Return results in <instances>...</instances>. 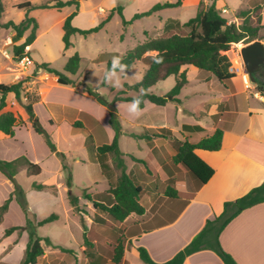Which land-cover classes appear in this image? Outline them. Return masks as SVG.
<instances>
[{
  "label": "crops",
  "instance_id": "crops-1",
  "mask_svg": "<svg viewBox=\"0 0 264 264\" xmlns=\"http://www.w3.org/2000/svg\"><path fill=\"white\" fill-rule=\"evenodd\" d=\"M176 1L101 0L99 9L94 14L100 20L96 25L85 26L81 25L78 19L88 13L85 5L90 0H86L80 3L79 10L72 19V25L80 29H89L97 26L110 14V19L99 30L101 31L107 28L111 18L117 15L120 9L123 17L128 21L125 24L128 27L126 29L132 27L134 21L142 18L151 19L148 21V27L143 28L139 36L136 44L138 45L147 38L161 36L165 32V26L172 21H175L173 22L176 25L175 29L178 24L186 22L178 17L169 16L167 13L169 9L190 7L197 13L201 2L206 5L214 2L219 10L226 8L230 12L226 0H181L179 6L161 8L149 16L132 20L135 14L145 12L156 4L175 3ZM107 3H109L108 6H104ZM257 4L255 0H243V2L241 0L239 8L233 12L238 11L243 5L246 10H251L250 14L253 15V8ZM32 5L37 6V4ZM62 9H67L62 19L74 11L73 6H66ZM243 19L235 16L232 22L240 25ZM125 34L126 31L120 36V40L125 39ZM257 40L264 44V38ZM33 43L27 46L29 55ZM154 54H156L154 51L147 53V55ZM141 61L144 63L143 60ZM35 65L28 67L27 73L23 76L20 74L14 76L11 73L13 78L4 84L25 80L24 92L27 95L24 98L27 99L28 93L38 98L32 105L33 112L51 135L56 150L64 153L66 159H72L73 164L71 166L68 164L71 168L73 183L75 165H80L86 170L85 189L87 192L94 194L106 191L110 183L116 181L120 171L109 160V170L107 174H103L100 164L89 159L85 140L88 135H92L97 146L113 141L115 132L110 124L108 108L84 91V85L80 82L82 77L77 75L78 71L74 78L77 86H65L57 82L56 75L42 69L35 70ZM241 66L243 65L236 62L235 68L231 69L236 75L222 82L223 88L217 81V84H213L212 76L199 79L195 73L196 78L208 83V86L206 89L193 93L195 96L201 95L204 98L193 107L187 106L185 99L181 98L188 82L178 95V102H169L164 106H159L147 100L141 108L142 114L138 117L128 113L127 108L130 101L115 102L122 126L119 148L123 153L126 172L138 186L146 189L139 199L140 204L145 208V213L141 216L132 214L122 223H117L120 234L116 235L113 228L116 223L107 215L96 211L92 203L87 200L91 204L88 205L89 207L85 204L84 206L86 210L91 208L92 215L85 213V216L81 217L82 221L74 215L81 224L79 230L85 233L93 244L94 256L92 259H86L84 264H117L112 261V255L113 245L120 238L119 236H124L125 240L123 262L119 264H146L139 256L138 247L145 248L155 262H166L185 248L201 232L208 220L220 215L226 202L235 201L264 182V106L261 105L262 97L254 92L253 82L248 73L242 71ZM3 75L5 73H0L1 78ZM69 76L72 79L71 75ZM9 96L12 100L10 105H13L14 95L9 94ZM114 97L113 95L110 99L104 98L112 101ZM174 104L176 107H173ZM10 109L12 110V107L7 110ZM20 115L24 123L15 126L13 136H7L0 131V159L11 161L25 156L31 162L40 165L41 173L34 176L29 175L24 166L21 167L15 175V180L19 185V176L25 175L31 179V187L36 191L46 190L51 185H55L57 192L61 188L68 192L61 159L51 150L44 137L33 129L27 112L21 111ZM75 123H80L81 127L76 126ZM185 125L199 127V129L185 130L183 129ZM159 129H169L171 135L150 139L132 136L133 133L150 134ZM217 129L223 131L219 150H195L196 155L214 170L212 177L198 188L196 180L190 173L180 165L174 164L173 157L177 154L181 142L188 140L191 143H197L202 138L212 135ZM76 145L84 149L86 154L83 152L81 155L75 154L73 147ZM130 155L146 161L148 166L133 160ZM48 163L54 166V175L60 181L64 180L63 182L56 184L50 180L51 178L48 181L40 180L45 171V165ZM92 164L99 165L102 177L98 178L89 171ZM0 183L7 186L0 195L1 205L14 191V184L1 172ZM34 183L46 187L39 190L33 187ZM100 183L102 188L98 186ZM169 185L177 189L181 196L168 197L165 191ZM79 199L82 200V197ZM14 206L20 207L15 199L10 202L3 220ZM95 215L100 216L104 223L94 221ZM4 231L3 237L7 242L17 236V231L9 236H4ZM4 239L0 243L1 246L2 244L7 245ZM219 240L223 249L231 254L238 264H264V203L241 212L224 228ZM22 241L24 243L12 244V248L1 257L0 264H8L7 261L12 257L17 258L14 264L21 261L28 241V233H25ZM18 249H20L19 255L16 252ZM84 249L85 246H81L77 256L80 253L83 254ZM183 264H224V262L214 250L208 248L187 256Z\"/></svg>",
  "mask_w": 264,
  "mask_h": 264
},
{
  "label": "trees",
  "instance_id": "trees-1",
  "mask_svg": "<svg viewBox=\"0 0 264 264\" xmlns=\"http://www.w3.org/2000/svg\"><path fill=\"white\" fill-rule=\"evenodd\" d=\"M82 1L86 0H50L45 4L34 6L30 2L20 3L18 8H26L28 10L36 8H55L62 9L66 6H73L74 11L64 19L63 23V44L64 48L69 49L73 43L71 38L75 34L87 36L89 34L98 32L105 22L110 19V14L101 21L97 26L89 29H80L72 25V19L79 10V5ZM258 4L253 8V15L250 14L251 10H242L239 17L244 18L241 25L236 23H229L224 17V14L216 7L213 2L206 5L201 2L196 15L183 24H178V28L183 29L184 32L175 30V24L171 23L165 26V32L155 38H147L144 42L136 45L134 48L125 52L122 56V62L128 66V71L133 68L136 62L143 60L147 65L142 79L136 82L129 88L137 92L136 95H127L125 90L119 91L112 101H107L97 90L84 88V91L93 96L100 104L106 106L110 114V124L115 132L114 139L109 144L97 146L93 136L88 135L85 140V146L89 154V159L93 162H98L101 166L103 174H107L109 170L108 161L111 160L115 167L120 171V174L115 182L110 183L109 188L104 192L88 193L83 190L82 195L85 199L92 203L93 208L107 215L112 221L122 223L132 214L141 216L145 213V208L140 204L139 199L146 189L138 186L133 178L126 172V165L123 159V153L119 148V137L122 134V126L115 107L116 101H132V99L140 95V90H145V95L142 97L140 108H143L145 101H150L156 105L164 106L169 102H178L177 98L182 88L187 84L186 70L189 69L197 74V78L205 79L214 76L219 81L224 82L233 78L236 74L231 70V61L227 55L230 51L232 44L244 41L249 44L257 39H262L259 31L263 24L264 16V0H255ZM181 4V0L175 3L156 4L151 9L137 13L133 16L132 20H136L145 16L151 15L153 12L165 8L176 7ZM3 11V5L0 0V12ZM118 13L122 18L123 24H127L120 9ZM11 26L19 37L30 29V33L25 37V40L20 45L14 47V58L20 59L29 55L26 47L30 46L36 39V31L39 28L36 18L26 16L23 21L16 24L10 22ZM156 52L154 55H147L149 52ZM109 56L108 54H103ZM163 58L161 63L156 60ZM82 57L75 53L72 55L65 67L64 72L58 71L50 66L49 63H36L35 70L42 69L46 72L52 73L57 76V82L60 85L76 87L77 84L69 77L75 75L79 70ZM111 61H107V69L111 67ZM204 72V73H203ZM256 85L264 83V72L260 68L254 72ZM174 76L176 79L174 87L165 95H157L150 92V88L166 80L168 77ZM25 80L18 81L11 84H0V131L7 136L14 135V128L17 125L23 124L22 116L12 110H7L8 96L13 94L15 99L20 100L21 93L24 91ZM101 86H106L103 82ZM29 102L25 105V110L32 123L33 129L41 134L51 150L57 154L62 161V169L66 174L65 185L68 188V200L74 211L81 210L78 202L79 197L74 195L71 191L73 186V178L71 168L66 161V156L62 152L56 150L52 142L51 135L43 127L39 119L33 112L32 105L37 101V97L29 95L27 97ZM76 126L81 127L80 123H75ZM192 127L185 125L183 129L192 130ZM171 135L169 129H159L150 134H132L134 137L148 138ZM223 131L217 129L212 135L202 138L197 143H191L188 140L181 142L178 146L177 154L173 157L175 165H180L183 169L187 170L190 175L196 180L197 187L205 184L213 175L214 170L209 167L203 160H201L195 153L197 149H204L208 151H217L221 148ZM131 158L135 161L141 162L148 166L147 162L138 159L132 155ZM27 169V173L31 176L39 175L41 173L40 165L31 162L27 157L22 156L17 159L7 161L0 159V172L4 174L14 184V191L11 195L0 205V223L3 220L4 214L9 208V204L13 199L19 203L21 208L26 214V225L12 226L6 228L4 236L11 235L16 230L27 229L28 241L24 250L23 257L18 264H37L38 259L45 254L42 242L45 241L51 245L48 237H41L36 232L37 226L50 223L58 219L57 214H51L36 223L28 216V205L25 198V191L22 186L15 180V175L21 167ZM36 189H43L46 186L41 184H33ZM166 195L171 198L180 197L181 193L171 187H167ZM264 203V182L251 189L249 192L236 199L233 202H226L222 213L215 216L214 219L208 220L204 228L199 232L193 240L182 250H180L170 260L158 263L155 262L149 255L148 251L143 247H138V253L141 260L146 264H183L187 256L202 250L212 249L222 259L224 264H238L231 254L226 252L221 246L219 237L224 228L241 212L251 208L257 204ZM94 221L104 223L100 216L95 215ZM84 225V221H83ZM84 254L87 259H92L93 244L86 237L84 233ZM59 247V246H58ZM64 252L71 253L72 249L60 247ZM125 250L124 236H121L113 245L112 261L114 263H122Z\"/></svg>",
  "mask_w": 264,
  "mask_h": 264
},
{
  "label": "rangeland",
  "instance_id": "rangeland-1",
  "mask_svg": "<svg viewBox=\"0 0 264 264\" xmlns=\"http://www.w3.org/2000/svg\"><path fill=\"white\" fill-rule=\"evenodd\" d=\"M226 1L230 12L224 14V17L228 20L229 23H233L232 20L234 19V17H239L240 11L245 10L246 7L242 5L238 11L233 12L236 8H239V3L241 2V0ZM1 2L3 5V11L0 12V73H5V75H3L2 78L0 76V83L9 82L13 78V75L15 76L20 74L23 76L24 73H27L26 71L28 70V67H33L35 63H49L52 68L64 72V67L68 59L75 53H78L82 57V60L77 75H81L82 77L80 82L84 85L83 88L97 90L101 95H104V97L108 99H110L113 95L116 96L117 93L122 90H125L127 92V95L137 94V92L129 88V86H132L142 79V76L147 69V65L142 61L136 62L135 66H133V68L127 72V75H125L124 73L120 74L123 82L122 88H114L107 84L106 86H101V83L103 81L104 72L107 69V61L112 60L113 56H122L128 50L134 48L138 42L139 36H141L143 28L148 27V21H151V19L142 18L140 20L134 21L132 27L126 29L128 27L123 24L122 18L118 13L111 18L110 23L108 24L106 29L87 36H83L80 34L74 35L72 37L73 46L66 50L64 48L62 40L64 23V19L62 18L66 14L67 9L36 8L28 10L26 8L17 7L18 4L25 2L37 4L38 6L47 3V0H1ZM100 2L101 0H90V2L85 5V9L88 11V13L83 14L78 19L81 25H96L100 18H98L94 14L98 11L101 4ZM108 4L109 3L104 4V6H108ZM167 13L169 16L178 17L184 21H187L196 15V11L190 7L169 9ZM26 16L36 18L39 29L36 31L37 38L35 39L30 52L32 65H29L27 68L22 69L16 65V59L14 57H11V59L5 57L3 54V50L6 48L4 46V42L8 36L13 37L14 43L13 46H10L8 48V52L10 55H14L15 46L20 45L24 42L25 37L30 33V29L27 30L22 37H19L16 31L11 26H9V23L14 22L18 24L23 21ZM175 30L178 32H184L183 29H180L178 27ZM125 31V39L120 40V36L125 33ZM259 35L264 38V21ZM243 45H246L244 41L232 44L230 51L227 52V55L231 61V69L235 68L237 62L240 65H243L241 66L242 71L244 73H247L240 54V50ZM27 49L28 47H26V51ZM108 52L110 53V57L103 55L108 54ZM262 68L264 72V66ZM186 71L188 84L186 85L185 90H183L184 94L183 96H181V98L185 99L187 106L193 107L195 105H198V103H200V101L204 99L201 95L195 96L193 93L200 89H206L208 83L197 79L195 72L188 69ZM71 77L72 80H75L74 78H76L75 75H71ZM212 79L213 84H217L218 82L221 83L219 85L222 88L224 87V84H222V82H220L216 77L212 76ZM175 82V77L170 76L166 80L159 82L157 85L153 86L150 92L157 95H165L174 87ZM253 90L256 94H259L262 97L261 105L264 106V83L257 86L256 83L253 82ZM28 94L33 95L31 93ZM26 95L27 94L23 91L21 93L20 100H17L14 97L15 103L13 105H10L12 100L9 98L10 96H8V106L6 109L12 107V110L18 114H20L21 111H26L25 105L29 102L28 99L24 98ZM173 107H176V104H174ZM201 108H203V106H201ZM178 115H182V113H178ZM179 117L180 116H178V118ZM73 152H76L75 154L78 155H81L82 152L86 154L85 150H82L79 145L73 147ZM66 161L70 164V166L73 164L72 159H66ZM89 171L98 178L102 177L101 170L98 164L90 165ZM74 172L75 180L71 191L74 195L82 197V200L79 199L78 202L81 210L78 211H74L73 207L69 208L70 204L68 203V192L64 190V188L59 189L57 192V187H55V185H51L46 190L36 191L31 187L32 181L30 178L25 175H21L18 178L20 185L25 191V198L29 209L28 216L32 221L36 223L39 219L46 218L51 214L58 215V219L42 226L36 227L37 234L43 238L48 237L51 243V245H49L45 241L42 242L43 246L45 247V254L43 257L39 258L37 264H84L87 259L84 253H80L79 256H77L79 248L81 246H84V234L79 230L81 224L80 222H78L79 220L76 217H84L85 213L88 215L90 214L91 216V208L88 209V212V210H86L84 206L85 204L86 207H89L88 205H90L91 203H88L87 199H85L82 195V192L83 190H85V186L87 185L85 181V167L75 165ZM54 173V166L48 163V165H45V171L41 175L40 180L48 181L51 178L50 180L56 184L58 182L64 181H60V179H58V177L55 176ZM98 186L99 188L103 187L101 183ZM5 188H7V186L0 183V195L5 191ZM20 207L16 208L14 206L10 214L5 217V219L0 223V243L3 242V231L6 228L14 225H21V227H24L26 225V214L24 216L25 212L22 211L23 209L21 208V210ZM74 215L76 217H74ZM115 225L116 226H114L113 228L116 233H114L116 235H119V224L116 223ZM16 231L17 236H14L12 238L13 242L12 240H8L7 242L4 239L7 245L2 244L3 246H1L0 244V259L4 255V253L8 252L12 248V244H17L20 242L24 243V241L22 240L23 238H25V233H28L27 229ZM60 247L72 249L73 252H64L60 249ZM16 252L19 255L20 249H18ZM16 259L12 257L7 262L8 264H14Z\"/></svg>",
  "mask_w": 264,
  "mask_h": 264
},
{
  "label": "clouds",
  "instance_id": "clouds-1",
  "mask_svg": "<svg viewBox=\"0 0 264 264\" xmlns=\"http://www.w3.org/2000/svg\"><path fill=\"white\" fill-rule=\"evenodd\" d=\"M162 57L157 59V63L162 62ZM128 66L122 62V58L120 56H113L111 61V67L106 69L103 76V83L107 84L114 88H122L123 82L121 79V73L127 75ZM145 90H140V95L134 97L132 101L129 103L127 111L130 115L134 117H138L142 114V109L140 105L142 103V97L145 95Z\"/></svg>",
  "mask_w": 264,
  "mask_h": 264
},
{
  "label": "water",
  "instance_id": "water-1",
  "mask_svg": "<svg viewBox=\"0 0 264 264\" xmlns=\"http://www.w3.org/2000/svg\"><path fill=\"white\" fill-rule=\"evenodd\" d=\"M245 69L251 79L255 81L254 72L264 66V44L260 40H255L247 45H243L240 50Z\"/></svg>",
  "mask_w": 264,
  "mask_h": 264
},
{
  "label": "built area",
  "instance_id": "built-area-1",
  "mask_svg": "<svg viewBox=\"0 0 264 264\" xmlns=\"http://www.w3.org/2000/svg\"><path fill=\"white\" fill-rule=\"evenodd\" d=\"M166 1H169V0H166ZM220 11L222 12V14H226L228 12V10L226 8H221ZM13 37L12 36H8L4 42V46L6 47L4 50H3V54L5 57H8L11 59V57H14V55H10L9 52H8V48L10 46H13ZM16 65L22 69H25L27 68L29 65H32V60L30 59V57L28 56H24L20 59H17L16 60ZM1 82V81H0ZM1 84V83H0Z\"/></svg>",
  "mask_w": 264,
  "mask_h": 264
},
{
  "label": "flooded vegetation",
  "instance_id": "flooded-vegetation-1",
  "mask_svg": "<svg viewBox=\"0 0 264 264\" xmlns=\"http://www.w3.org/2000/svg\"><path fill=\"white\" fill-rule=\"evenodd\" d=\"M263 69V68H262Z\"/></svg>",
  "mask_w": 264,
  "mask_h": 264
}]
</instances>
